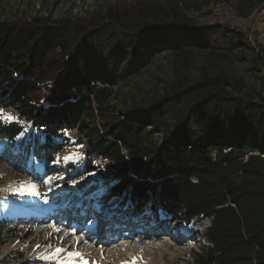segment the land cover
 <instances>
[{
  "label": "trees",
  "instance_id": "16d2710c",
  "mask_svg": "<svg viewBox=\"0 0 264 264\" xmlns=\"http://www.w3.org/2000/svg\"><path fill=\"white\" fill-rule=\"evenodd\" d=\"M219 1L264 12V0ZM198 7L111 0L0 20V141L29 132L22 149L47 168L77 130L78 179H113L103 199L122 200L123 220H207L193 264H264V42L200 22Z\"/></svg>",
  "mask_w": 264,
  "mask_h": 264
},
{
  "label": "rangeland",
  "instance_id": "374dc122",
  "mask_svg": "<svg viewBox=\"0 0 264 264\" xmlns=\"http://www.w3.org/2000/svg\"><path fill=\"white\" fill-rule=\"evenodd\" d=\"M109 1L111 0H0V20L33 18L50 13L54 18L84 16ZM197 1L200 11L194 16L200 22L240 29L247 34L251 43L264 42L263 11L258 10L244 17L236 9L235 2ZM164 67L162 65L165 74L169 73L168 64ZM151 73H155L156 77L164 75L156 68ZM244 77L251 82L246 74ZM138 83L144 85V81ZM128 90L130 88L123 91V96L128 95ZM33 137L35 136L27 132L14 144L7 141L0 143V264H57L59 260L55 249L72 244L74 240L81 244L67 248L60 256L69 257V252H79L83 258H91L94 249L89 247V242L99 235L110 237V233L113 235L127 228L133 229L130 237L123 236V233L117 235L108 245L110 251L106 254L103 251L102 256L99 255L101 252L94 253L98 257L95 258L96 261L88 259L90 264H98L107 257H112L116 264H131L133 260L137 264H193L194 252L202 249L200 242L209 224L207 220L189 224L171 223L162 213L160 219L163 222L155 224L154 217L146 212L138 219H127V223L115 230L119 226L117 224H122L121 216L127 210L118 205L122 201L119 198L103 199V195L114 184L113 179L101 174L78 179L88 150L81 142L80 133L74 130L65 136L68 144L58 155L61 158L59 165L51 164L47 168L34 155H27L22 149L21 143L33 141ZM65 156L74 159L65 162ZM80 156L83 159L77 161L75 158ZM49 176L64 178L55 179L51 185L52 190L49 191V187L43 184V180ZM28 183L37 184L39 195L21 196L14 191L21 184ZM89 189L93 190L90 195L87 194ZM37 212L42 214L36 216ZM126 213L130 215L128 211ZM79 214H84L85 217L76 220ZM52 225L60 231H54ZM78 225L80 229H76L75 226ZM103 228L105 230L102 232ZM61 237L63 240L67 238V242L61 243ZM36 245L40 247L37 248Z\"/></svg>",
  "mask_w": 264,
  "mask_h": 264
},
{
  "label": "snow or ice",
  "instance_id": "6c2138e0",
  "mask_svg": "<svg viewBox=\"0 0 264 264\" xmlns=\"http://www.w3.org/2000/svg\"><path fill=\"white\" fill-rule=\"evenodd\" d=\"M0 116H3V110L0 109ZM7 120L9 121H12V122H16L19 120L18 117H12V116H9V117H6ZM65 135H67V133H65ZM74 158L73 157H68V156H65L63 157V160L65 162H68L70 160H73ZM77 161L79 160H82L83 157L80 156L78 158H75ZM60 160L61 158L59 156H57L54 161H53V164L54 165H59L60 163ZM64 177L63 176H49L47 178H45L43 180V184L48 186L49 187V191L52 190L51 188V185H52V182L55 180V179H63ZM75 183V182H73ZM16 193H18L19 195L23 196V195H29V196H36V195H39V192H38V186L36 183H28V184H21L20 187H18L17 189L14 190ZM51 227H53L54 231L56 232H59L60 229L59 228H56L55 225H52ZM65 235H68L67 233H65ZM61 239V243H63V237L60 238ZM78 243V241H77ZM70 246V243L68 245H65V247H57L55 249V254L57 256L61 255L62 253H64L67 248ZM37 248L40 247V245H36ZM49 247H51V245H49ZM69 257L72 258V257H75L76 259L78 260H82L83 261V264H90L89 261L87 260H84L83 259V255L79 252H69L68 253ZM57 264H63L62 261H57ZM91 264H96V262H91ZM125 264H127V262H125ZM131 264H137L136 260H133L131 262Z\"/></svg>",
  "mask_w": 264,
  "mask_h": 264
},
{
  "label": "bare ground",
  "instance_id": "6f19581e",
  "mask_svg": "<svg viewBox=\"0 0 264 264\" xmlns=\"http://www.w3.org/2000/svg\"><path fill=\"white\" fill-rule=\"evenodd\" d=\"M5 141H2V142H0V143H4ZM96 209H98V207L96 208ZM42 213L41 212H37L36 213V216H40ZM123 215V214H122ZM90 219H92V217L91 218H89V220ZM94 221H95V219H93ZM106 220V219H105ZM108 220V219H107ZM119 221V220H118ZM117 225H119V226H117V227H115V230H117L118 228H120V226H123V224H117ZM105 229L103 228L102 229V232L104 231ZM126 236H128V234L127 233H129V232H123ZM137 233H139V232H137ZM101 234V233H100ZM120 234H122V233H119L118 235L120 236ZM136 234V233H135ZM117 235H112L111 233H110V237H104V236H101V235H99V236H97V237H95V238H97V240H99V241H105L106 243H107V245L109 244V243H111L112 242V240L116 237ZM135 236V235H134ZM165 239H168L167 237H165ZM67 238H65L63 241V244L64 243H66L67 242ZM117 241V240H116ZM76 244V245H75ZM79 244H81V243H77V240H74L73 241V243L72 244H70V246L68 247V249H70V248H72L74 245H75V247H78V245ZM106 248V251H110V249H109V247L108 246H106L105 247ZM92 249H95V247H92ZM93 251V250H92ZM104 251V249H101L99 252H101L99 255L100 256H102L103 255V252ZM94 253H97L96 251H94L93 252V254ZM92 256V255H91ZM106 256V255H105ZM98 256H96L95 254L91 257V258H87V257H85V258H83L84 260H87L88 261V259L90 260V259H92V260H94L95 258H97ZM50 258V257H49ZM48 258V259H49ZM100 258V257H99ZM129 258V257H128ZM57 260H59V261H62L63 262V264H83V261L82 260H78V259H76V258H69L68 256H66V257H63V256H58V258H57ZM96 260V259H95ZM98 264H116L114 261H113V258L112 257H107V258H105V259H102V260H100L99 261V263Z\"/></svg>",
  "mask_w": 264,
  "mask_h": 264
}]
</instances>
